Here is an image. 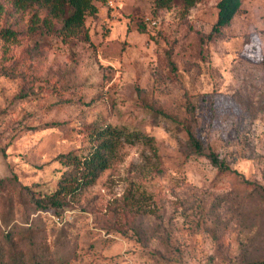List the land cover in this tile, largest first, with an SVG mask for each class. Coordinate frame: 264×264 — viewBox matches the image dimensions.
I'll list each match as a JSON object with an SVG mask.
<instances>
[{"label":"rangeland","instance_id":"rangeland-1","mask_svg":"<svg viewBox=\"0 0 264 264\" xmlns=\"http://www.w3.org/2000/svg\"><path fill=\"white\" fill-rule=\"evenodd\" d=\"M218 1L95 0L73 38L28 30L32 11L6 4L0 29L17 33L0 37V251L29 264H264V0H241L214 32ZM105 124L151 140L123 143L73 201L37 209L58 155L85 154ZM186 129L237 174L192 153Z\"/></svg>","mask_w":264,"mask_h":264},{"label":"trees","instance_id":"trees-1","mask_svg":"<svg viewBox=\"0 0 264 264\" xmlns=\"http://www.w3.org/2000/svg\"><path fill=\"white\" fill-rule=\"evenodd\" d=\"M94 1L0 0V15L8 13L10 10L13 12L31 10L28 30L55 33L63 38H73L80 34L85 16L96 13L97 7ZM196 2L197 0H153L156 9L170 8L177 3L188 9ZM6 4L10 5V10L6 8ZM240 5L241 0H219L217 19L212 30L219 32L222 27L229 25ZM16 33L17 31L11 28L0 29V37L8 40L15 38ZM186 132L192 153L205 156L213 166L221 171L236 173L234 169L224 164L214 149L205 146L192 130L186 129ZM89 137L90 147L85 154L68 151L58 155V162L65 168L52 193L33 199L37 209L59 208L73 201L79 192L94 183L104 170L112 167L119 160L120 148L123 143H132L142 138H146L147 141L151 140V137H143L138 131H128L123 127L111 124L91 129ZM242 180L248 182L243 177ZM129 204L131 205V203ZM6 242L11 243L10 240H6ZM3 249L0 251V264H29L30 261L24 255H17L10 250L4 251ZM20 257H23L24 260ZM36 264L47 263L37 260ZM51 264L53 263L51 262Z\"/></svg>","mask_w":264,"mask_h":264},{"label":"built area","instance_id":"built-area-1","mask_svg":"<svg viewBox=\"0 0 264 264\" xmlns=\"http://www.w3.org/2000/svg\"><path fill=\"white\" fill-rule=\"evenodd\" d=\"M151 24L152 25H155V24H157V21L156 20H153V21H151Z\"/></svg>","mask_w":264,"mask_h":264}]
</instances>
